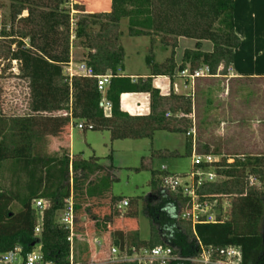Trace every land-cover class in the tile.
Here are the masks:
<instances>
[{
    "label": "trees",
    "instance_id": "trees-1",
    "mask_svg": "<svg viewBox=\"0 0 264 264\" xmlns=\"http://www.w3.org/2000/svg\"><path fill=\"white\" fill-rule=\"evenodd\" d=\"M10 2L12 21L22 22L26 28L19 30L13 26L9 32L4 29L0 31V39H9L16 44L8 58L21 63V74L28 80L30 113L0 115V173L8 164L14 177L12 188L3 190L0 184V252L19 245L26 254L32 250V243L39 241L46 260L65 264L69 252L68 232L56 220L57 213L65 206L64 201L72 196L75 216L77 212L86 216L94 222L96 231L101 232L106 231L118 215V209L112 210V206L120 200L110 191L114 178L99 174L104 168L97 163V158L87 161L79 156L70 159L69 155L62 158L35 155L33 140L40 133L36 124L45 116L65 110L74 121L91 124L92 130L109 131L112 139L151 137L157 130L186 133L191 127L190 121L174 117L172 113H191L190 96L161 95L153 87L151 77L132 82L128 76L119 73L124 68L125 56L120 43L123 34L120 23L127 19L128 31L133 36H161L164 48L167 39L172 37L171 60L159 64L153 63L150 57L146 59L151 75L173 77L188 64L191 69L206 65L213 76H226L234 61V51L240 44L234 30V0H111L109 12L81 13L73 34L88 50L83 62L92 68L94 75H112L104 96L111 103L108 114L99 106L103 96L97 88L96 78L68 77L63 72L70 59L72 36L70 14L63 6L68 0ZM24 11L27 14L22 16ZM179 37L195 40V48L186 49L182 62L177 64L173 57ZM202 41H209L212 50L203 51ZM126 92L149 93L150 113L130 115L122 111L120 95ZM206 101L209 103L208 99ZM187 147L191 154V140L187 141ZM201 148L197 144L199 152L222 154L219 149L201 151ZM235 152L225 154L235 159L227 163L223 158L221 168L217 170L226 179L201 189L206 194L235 196L229 218L192 226L179 217L185 199L155 184L154 195L144 203V212L151 221L156 239L142 241L137 231L125 233L115 229L111 230L112 243L120 249L130 245L170 246L175 256L170 264H191L190 259L198 255L200 245L206 248L232 245L240 248L241 264H264V191L245 189L241 180L253 177L264 182V154ZM70 171L73 172L72 186L67 183ZM106 194L110 195L109 204L104 201ZM36 199L49 201L48 208L41 214L39 237L34 233L37 218L33 202ZM99 199L98 205L108 204L109 212H91L94 200ZM15 201L21 206L17 212L11 210ZM134 214L129 213L130 216Z\"/></svg>",
    "mask_w": 264,
    "mask_h": 264
},
{
    "label": "rangeland",
    "instance_id": "rangeland-1",
    "mask_svg": "<svg viewBox=\"0 0 264 264\" xmlns=\"http://www.w3.org/2000/svg\"><path fill=\"white\" fill-rule=\"evenodd\" d=\"M92 1L68 0L64 3L63 6L69 11V16L74 23L73 31L81 13L87 12L85 4ZM10 4V0H0V31L5 29V32H9L13 26L19 30L25 29L26 26L22 22L12 21ZM72 8L73 13L71 12ZM26 14L27 12L24 11L22 16ZM127 24V19H123L120 23L123 33L120 43L125 45L128 53V58L126 57L128 72L131 71L130 65L142 66L141 63L144 62V59L140 53H143L146 59L150 57L153 63L161 64L171 60L172 37L167 39L165 48L161 36L143 37L145 35H140L132 39L133 35L129 33ZM25 42L28 43V39ZM80 42L77 38L70 40V52H73L76 61H84L88 52ZM207 46L211 47L209 43ZM15 48L16 44H12L11 40L0 39V52L2 53L0 57V115L6 117L30 113L28 80L21 74V63L8 58L9 52ZM181 56L176 50L174 51L175 61H178ZM63 72H66L65 67ZM226 73V76L217 74L198 78L195 81V96H190L191 112L195 114L193 117L188 115L183 117L190 121L191 126H195L196 149L199 144L202 146L201 151L208 150V148L209 150L219 149L222 155L236 153L235 150H238V154L245 153V155L264 154V81L241 79L239 82L238 79L229 78V69ZM182 91L188 93V89ZM102 96H105V92L102 93ZM206 99L209 100V103ZM179 113L182 112L175 111L172 115ZM36 128L40 133L33 140L35 155L62 158L68 154L63 148H60V151L55 150L51 145V135L41 133L42 121L36 124ZM73 133L72 151L74 155L87 161L97 158V163L103 165L104 168L99 174L114 178L110 184L112 196L117 200L129 202L128 206L117 210L118 215L113 218L106 231L101 232H97L93 227L94 222L77 212L75 216L77 230L75 244L78 257L84 259L88 255V240L94 236L102 240L104 247H108L112 242L111 230L115 229H121L125 233L137 231L138 237L142 241L156 239L151 221L145 215L144 203L153 194L152 189L155 184L161 186L162 166H165L167 171L173 174H184L191 170V154L186 142L191 139L186 133L167 130H157L151 137L136 139H112L107 130L76 128ZM204 145H207L208 148ZM75 156L73 158H76ZM227 157L229 156L223 158L227 159ZM230 159L234 160L235 158L230 156ZM229 162L233 161L229 160ZM72 176L73 172L70 171L67 182L69 186H72ZM225 179L219 174L215 183L219 184ZM241 180L245 189L255 188L264 191V182L253 177H244ZM13 181L10 165L7 164L0 173L1 188L3 190L12 188ZM106 195L104 201L109 204L110 195ZM234 200V195H225V197L211 201L214 204V213L222 214L224 220L229 218L231 202ZM98 201L100 199L94 200L91 212L95 214L109 212L108 204L98 205ZM64 202L66 203V201ZM113 206L112 210L115 209ZM20 207V204L15 201L11 205V210L17 212ZM62 212L59 211L56 216L59 224H61ZM132 212L135 213L134 216L129 215ZM35 213L39 220L42 213L37 210ZM262 235L264 237V220Z\"/></svg>",
    "mask_w": 264,
    "mask_h": 264
},
{
    "label": "built area",
    "instance_id": "built-area-1",
    "mask_svg": "<svg viewBox=\"0 0 264 264\" xmlns=\"http://www.w3.org/2000/svg\"><path fill=\"white\" fill-rule=\"evenodd\" d=\"M73 13V8L71 9ZM73 20L71 19V29L73 34ZM65 75L68 77L83 76L94 77L97 80V88L103 93L110 84L112 75L106 73L104 75H94L91 67H88L84 62L73 67L72 61L69 59L65 65ZM176 76L183 80L185 88L190 89L188 96L194 97L195 81L198 78L212 76L208 66L203 65L198 68H184L180 70ZM177 90V87H175ZM106 114L109 113L111 103L102 99L99 103ZM192 116L193 112L184 114H174V117L181 118L183 116ZM193 123V120H192ZM79 129L92 130L91 124H84L82 121L76 124ZM195 126L192 125L186 132V135L191 139V164L192 168L184 174H173L167 171V168H161V186L168 192L178 193L185 199L184 208L180 211L179 217L189 221L192 226L201 223H218L223 222L222 214L214 212V204L211 201L225 195H211L203 193V185L213 184L216 181L219 173L217 170L221 168L220 164L223 161L222 155L212 153L198 152L196 149V134ZM233 161V160H231ZM227 163L229 159H226ZM204 183V184H203ZM65 206L61 215V225L68 232L67 241L69 244V252L65 264H170L175 259L173 250L170 246L157 245L154 247H136L133 245L125 246L123 249L115 246L112 242L108 247H104V243L98 237H92L88 240V255L84 259H80L77 254L75 239L76 219L73 206L72 196L65 200ZM127 200L119 201L115 208L119 209L128 206ZM34 209L43 212L49 206V202L45 199H36L33 202ZM216 205V204H215ZM221 211V210H220ZM219 211V212H220ZM41 232V218L37 220L34 233L39 237ZM91 242V243H90ZM90 243V244H89ZM241 251L238 246L224 247H203L200 245V251L197 256L190 259L191 263L195 264H241ZM0 264H55L53 261L46 260L41 252L40 242H36L32 250L23 254L22 247L17 245L13 249L0 252Z\"/></svg>",
    "mask_w": 264,
    "mask_h": 264
},
{
    "label": "crops",
    "instance_id": "crops-1",
    "mask_svg": "<svg viewBox=\"0 0 264 264\" xmlns=\"http://www.w3.org/2000/svg\"><path fill=\"white\" fill-rule=\"evenodd\" d=\"M85 6L87 9L86 13L109 12L111 10V0H93L85 4ZM233 16L234 30L240 38V44L234 51V61L229 68L228 76L230 79H258L264 81V0H234ZM134 37L136 36H133L132 39ZM208 43L211 47L207 46ZM122 46L125 51L124 68L119 72L122 76H128L132 82H135L139 78L146 79L147 77H151L153 87L157 88L161 95L174 93L188 96L190 89L185 88L183 80L176 76L179 71L173 77L151 75L150 66L147 64L146 56L143 53H140L144 59V62L141 63L142 66H137V68L130 65L129 69L131 71L128 72V67L126 66L128 53L126 52L125 45L122 44ZM194 48L195 40L179 37L175 50L179 56H182L175 62L180 64L184 51ZM202 50L206 52L211 51L212 44L209 41H202ZM136 53L139 54V52ZM131 54L133 55V53ZM70 60L73 67L83 62L76 61L73 52H70ZM186 68H190L188 64ZM175 87H177V90ZM186 89H188L187 94L185 91H182ZM150 104V94L146 92H126L120 95V109L130 115H148L150 113ZM193 111L195 112V110ZM42 122V133L51 135V145H53V148L57 151H60V148L66 149L67 155L73 158L75 156L72 151L73 131L78 128L76 127L77 121H74L70 113L64 110L53 116H45ZM222 156L226 157V155ZM227 159L232 160L230 157H227Z\"/></svg>",
    "mask_w": 264,
    "mask_h": 264
},
{
    "label": "water",
    "instance_id": "water-1",
    "mask_svg": "<svg viewBox=\"0 0 264 264\" xmlns=\"http://www.w3.org/2000/svg\"><path fill=\"white\" fill-rule=\"evenodd\" d=\"M34 245H35V242L32 243V246H34Z\"/></svg>",
    "mask_w": 264,
    "mask_h": 264
}]
</instances>
